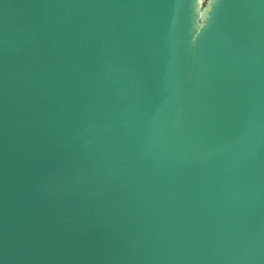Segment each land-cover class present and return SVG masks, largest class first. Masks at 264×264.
I'll use <instances>...</instances> for the list:
<instances>
[{
  "label": "water",
  "instance_id": "water-1",
  "mask_svg": "<svg viewBox=\"0 0 264 264\" xmlns=\"http://www.w3.org/2000/svg\"><path fill=\"white\" fill-rule=\"evenodd\" d=\"M0 264H264V0H0Z\"/></svg>",
  "mask_w": 264,
  "mask_h": 264
}]
</instances>
